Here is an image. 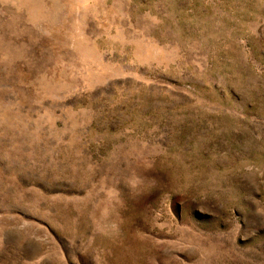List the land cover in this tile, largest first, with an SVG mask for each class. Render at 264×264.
<instances>
[{"label": "rangeland", "instance_id": "1", "mask_svg": "<svg viewBox=\"0 0 264 264\" xmlns=\"http://www.w3.org/2000/svg\"><path fill=\"white\" fill-rule=\"evenodd\" d=\"M0 264H264V0H0Z\"/></svg>", "mask_w": 264, "mask_h": 264}]
</instances>
